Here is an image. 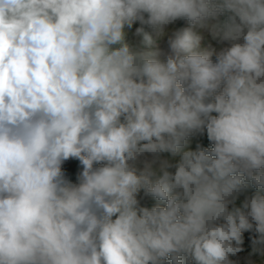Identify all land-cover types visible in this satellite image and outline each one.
<instances>
[{"label":"clouds","instance_id":"9594fccd","mask_svg":"<svg viewBox=\"0 0 264 264\" xmlns=\"http://www.w3.org/2000/svg\"><path fill=\"white\" fill-rule=\"evenodd\" d=\"M0 264H264V0H0Z\"/></svg>","mask_w":264,"mask_h":264}]
</instances>
